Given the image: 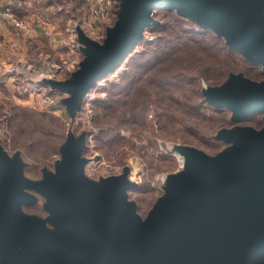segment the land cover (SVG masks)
<instances>
[{"label": "water", "instance_id": "95a60500", "mask_svg": "<svg viewBox=\"0 0 264 264\" xmlns=\"http://www.w3.org/2000/svg\"><path fill=\"white\" fill-rule=\"evenodd\" d=\"M169 8L214 26L229 45L264 64V0H122L104 44L80 31L87 56L74 78L52 81L68 92L70 112L95 83L117 68L154 21L153 10ZM235 117L264 112V81L238 75L230 84L205 91ZM235 142L212 159L195 148L193 172L170 184V195L140 223L125 198L127 182L105 180L99 193L83 175L86 135L70 136L58 176L38 185L55 214L59 231L22 213L33 199L15 156L11 168L0 151V264H264V129L238 127L220 133Z\"/></svg>", "mask_w": 264, "mask_h": 264}, {"label": "rangeland", "instance_id": "374dc122", "mask_svg": "<svg viewBox=\"0 0 264 264\" xmlns=\"http://www.w3.org/2000/svg\"><path fill=\"white\" fill-rule=\"evenodd\" d=\"M3 2L0 0V10ZM20 4L24 12H32L41 21L39 24L29 22L35 31L32 39L17 37L7 21H0V151L2 161L8 163L2 173L11 168L18 154L19 162H23L20 173L27 181L23 191L33 196L30 205L21 207L22 213L40 218L45 229L58 231L52 222L54 214L47 205L48 199L40 193L38 185L47 181V173L58 176L63 150L71 135H86L81 156L84 177L95 184L99 193L104 191L105 180L124 179L128 184L126 201L134 205L141 223L170 195L171 183L184 182L193 172L190 152L198 148L216 159L234 147L235 142L216 138L219 128L264 129L262 111L230 122L233 112L225 107L216 112L219 116L203 119L200 123L191 116L187 119L180 115L164 116L154 99L148 106L147 127L119 125L113 131H118L119 135L113 133L114 136L101 139L102 130L97 125L99 109L95 102L107 101L114 84L125 81L129 62L142 52L144 46L138 45L125 62L100 78L84 96L80 107L70 112L67 100L71 95L54 89L50 82L65 81L74 72L82 70L81 63L87 56L82 50L84 45L78 46L80 31L104 44L118 15L111 12L101 16L104 19L94 27V24H88V1L85 0H24ZM114 4L112 2L111 6ZM121 4L122 0L113 6V11L119 10ZM47 11L50 15L44 14ZM159 19L164 22L168 18L161 16ZM42 20L48 24L40 25ZM1 24H4L5 32ZM158 33L156 29L147 28L145 39L152 41ZM236 53L235 58L239 61H227L228 67L244 73L250 80L264 81V64L252 60L243 51ZM201 84L204 91L213 90L205 78L201 79ZM20 122L26 126L39 123L44 134L22 133L16 128Z\"/></svg>", "mask_w": 264, "mask_h": 264}, {"label": "trees", "instance_id": "16d2710c", "mask_svg": "<svg viewBox=\"0 0 264 264\" xmlns=\"http://www.w3.org/2000/svg\"><path fill=\"white\" fill-rule=\"evenodd\" d=\"M16 12L23 14L20 9ZM161 16L168 19L162 22L159 19ZM152 18L154 22L146 29H156L160 32L158 36L148 41L144 31V36L135 49L138 45L144 48L129 62L130 68L126 72L125 81L114 84L107 101L95 102L99 109L97 125L102 130L101 139L113 133L119 135L118 131L113 132L119 125L147 127L148 106L154 99L164 116L180 115L182 119L191 116L200 123L203 119L215 118L219 116L216 112L225 107L210 100L203 90L201 79L205 78L210 85L213 84L212 81L217 82L211 88L219 89L230 84L238 75L247 78L244 73L228 67L227 61H239L235 58L239 51L233 49L226 35L214 26L203 25L194 17L183 16L177 10L169 8L154 9ZM125 61L126 59L123 62ZM76 72L65 80L73 79ZM147 73L146 77L142 76ZM179 87L181 89L176 90ZM120 92L122 95L118 96ZM243 117L245 116L235 117L233 113L232 121H229L234 122ZM40 127L39 123L26 126L20 122L16 125L22 133L43 135ZM226 130H230L229 127L219 128L215 133L216 138L223 139L220 133ZM15 156L19 158L18 154Z\"/></svg>", "mask_w": 264, "mask_h": 264}, {"label": "built area", "instance_id": "2783aa9c", "mask_svg": "<svg viewBox=\"0 0 264 264\" xmlns=\"http://www.w3.org/2000/svg\"><path fill=\"white\" fill-rule=\"evenodd\" d=\"M2 1L4 2L2 4V10H0V21H7L10 25H12L14 27V30L16 31L17 37L32 39L35 31L33 28H31L29 22L31 23L32 21L34 22L37 21V24H39L38 21H41L40 18L36 17L30 11L24 12V8L20 4V2L24 0H2ZM85 1H88L87 19L89 18V23H88L89 26L94 24V27H98L99 24L98 21L101 22V20L104 19L103 17L108 14L110 15L111 12H116V14H118V9L117 11L116 9L115 11H113V6L118 4V0H85ZM112 2L115 3L113 6H111ZM18 9H20L23 12L22 15L16 12ZM44 14L50 15L49 11L45 12ZM42 24H44L43 26H46L48 23L42 20L40 25ZM44 35L48 39V36L46 34ZM52 39L53 38H51V40ZM81 45L82 43L79 42L78 46L80 48L82 47Z\"/></svg>", "mask_w": 264, "mask_h": 264}, {"label": "flooded vegetation", "instance_id": "af4514ba", "mask_svg": "<svg viewBox=\"0 0 264 264\" xmlns=\"http://www.w3.org/2000/svg\"><path fill=\"white\" fill-rule=\"evenodd\" d=\"M45 197V196H44ZM46 198V197H45ZM31 201H32V199H31ZM31 201H29V202H27L26 204H24L25 206H27V205H30L31 204ZM50 212H52L53 214H55L51 209H50ZM24 215H26V216H28V217H30V218H35V219H37V220H39L40 218H38L37 216H34V215H32V214H25V213H23ZM52 219H53V217H52ZM40 221V220H39ZM52 222H53V220H52ZM42 224V223H41ZM53 224H54V222H53ZM55 225V224H54ZM55 227H56V229L59 231V228L55 225ZM55 232V231H54Z\"/></svg>", "mask_w": 264, "mask_h": 264}, {"label": "crops", "instance_id": "0c3cea01", "mask_svg": "<svg viewBox=\"0 0 264 264\" xmlns=\"http://www.w3.org/2000/svg\"><path fill=\"white\" fill-rule=\"evenodd\" d=\"M56 23H57V22H56ZM56 23H55V24H56ZM8 26H10V25H8ZM1 27L3 28V30H4V32H5L6 29H5V27H4V24H1ZM10 27H11V26H10ZM8 28H9V27H8ZM11 28H12V27H11ZM12 30H14V29L12 28ZM57 33H58L59 35H61V31H58ZM41 36L44 37L45 35H44L43 33H41ZM59 38H60V37H59ZM1 64H2V63H1Z\"/></svg>", "mask_w": 264, "mask_h": 264}]
</instances>
